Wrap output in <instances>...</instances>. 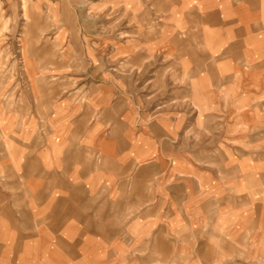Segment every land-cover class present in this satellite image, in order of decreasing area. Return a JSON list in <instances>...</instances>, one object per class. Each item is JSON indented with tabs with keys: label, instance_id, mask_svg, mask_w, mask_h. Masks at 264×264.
I'll return each mask as SVG.
<instances>
[{
	"label": "crops",
	"instance_id": "crops-1",
	"mask_svg": "<svg viewBox=\"0 0 264 264\" xmlns=\"http://www.w3.org/2000/svg\"><path fill=\"white\" fill-rule=\"evenodd\" d=\"M70 3L0 0V264H264V0Z\"/></svg>",
	"mask_w": 264,
	"mask_h": 264
},
{
	"label": "rangeland",
	"instance_id": "rangeland-1",
	"mask_svg": "<svg viewBox=\"0 0 264 264\" xmlns=\"http://www.w3.org/2000/svg\"><path fill=\"white\" fill-rule=\"evenodd\" d=\"M71 1V5H73L74 7H76V10H78L79 15L82 14L81 17H78V21L80 22V24H96V23H101L100 22V15L98 14H94L96 13L95 10L99 9L102 5H100V0H70ZM84 9H90L92 10V14H94V16H88V17H84ZM111 18V17H110ZM115 19V18H114ZM18 25H21L22 22H15ZM21 23V24H20ZM11 55L9 53H4L3 58H5V69H2L0 72L2 73V75L7 74L6 76H15V75H21L19 74V72H17L16 69H7V62L9 60L8 57H10ZM86 68V66H80L81 72H84V69ZM3 75V76H4Z\"/></svg>",
	"mask_w": 264,
	"mask_h": 264
}]
</instances>
